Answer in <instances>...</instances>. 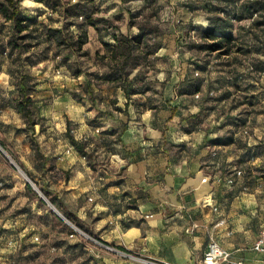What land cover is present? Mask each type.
Returning a JSON list of instances; mask_svg holds the SVG:
<instances>
[{"label":"rangeland","instance_id":"1","mask_svg":"<svg viewBox=\"0 0 264 264\" xmlns=\"http://www.w3.org/2000/svg\"><path fill=\"white\" fill-rule=\"evenodd\" d=\"M13 1L19 21L0 14V264H106L129 255L101 243L91 222L74 216L73 181L58 165L70 143L64 126L93 144L95 158L99 144L117 143L107 129L120 116L143 128L144 142L224 146L251 177L244 184L264 191V26L253 23L259 12L243 15L242 0ZM213 9L243 17L227 54L203 48ZM139 27L147 33L130 58L110 61L112 34L133 37ZM83 32L86 43L77 49ZM22 86L31 96L28 116L19 107ZM124 94L119 106L129 112L109 109ZM168 102L177 109L173 118ZM83 124L92 133L80 139Z\"/></svg>","mask_w":264,"mask_h":264},{"label":"crops","instance_id":"2","mask_svg":"<svg viewBox=\"0 0 264 264\" xmlns=\"http://www.w3.org/2000/svg\"><path fill=\"white\" fill-rule=\"evenodd\" d=\"M125 96L118 95L109 109L129 112L119 106L127 103ZM168 104L173 118L177 109ZM120 118L107 129L116 131L117 143L99 144L98 157L89 155L92 143H84L86 155L70 143L59 152V168L73 181L74 216L89 220L101 243L129 253L106 264H197L211 240L229 253L223 264H263L253 245L264 225V191L244 184L251 177L224 154L226 147L210 149L188 139L144 142L143 128ZM79 127L80 139L92 133L85 124Z\"/></svg>","mask_w":264,"mask_h":264},{"label":"trees","instance_id":"3","mask_svg":"<svg viewBox=\"0 0 264 264\" xmlns=\"http://www.w3.org/2000/svg\"><path fill=\"white\" fill-rule=\"evenodd\" d=\"M240 8L243 11L242 14L244 15L246 13L249 17L252 16L253 13L257 14L259 12L260 21L253 19V23L256 26H264V0H242ZM211 12L212 15L208 19V26L203 29L201 36L202 39L207 41L203 48L207 52H217L218 55L227 54L233 46L231 44H234L237 40L236 29L238 28L236 26V22L243 17H236L235 14L230 16L229 12L225 10H221L219 13H216L215 9H213ZM18 13V9L15 7V2L13 0H5V4H0V14L5 19L18 22L19 20L16 19ZM146 33L147 32H145L144 27H139L138 33L133 37H124L123 35H119L121 36L119 37L117 34L113 33V44L110 45V61L116 62L118 60L117 58H123V62H126L132 54L134 45L140 42V40L146 36ZM85 43L86 33L83 32L78 35L74 44L77 49H80ZM113 68L118 69L119 66L115 65ZM20 93L21 100L19 101V107L23 111V114L28 116L30 114L28 106L31 102V96L27 94L28 92L24 86L21 87ZM66 133L71 146H73L78 153L86 155L84 143L75 140L70 135L68 128Z\"/></svg>","mask_w":264,"mask_h":264},{"label":"built area","instance_id":"4","mask_svg":"<svg viewBox=\"0 0 264 264\" xmlns=\"http://www.w3.org/2000/svg\"><path fill=\"white\" fill-rule=\"evenodd\" d=\"M105 248L112 252L116 251L111 247L106 246ZM253 250L264 255V225L258 233L257 239L253 245ZM228 257L229 253L222 249L215 241L211 240L207 245V249L202 256V259L197 264H223L227 262ZM142 262L145 264H159L147 260H142Z\"/></svg>","mask_w":264,"mask_h":264}]
</instances>
